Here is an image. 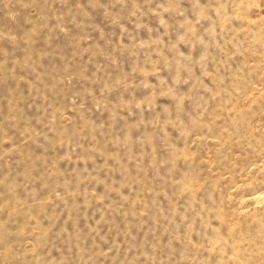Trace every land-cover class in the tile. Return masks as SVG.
<instances>
[{"label":"rangeland","instance_id":"1","mask_svg":"<svg viewBox=\"0 0 264 264\" xmlns=\"http://www.w3.org/2000/svg\"><path fill=\"white\" fill-rule=\"evenodd\" d=\"M0 264H264V0H0Z\"/></svg>","mask_w":264,"mask_h":264}]
</instances>
